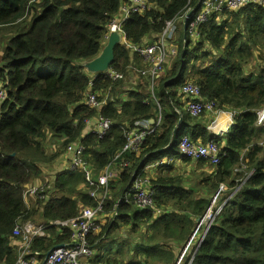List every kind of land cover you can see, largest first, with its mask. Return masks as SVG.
Instances as JSON below:
<instances>
[{"label": "trees", "instance_id": "obj_1", "mask_svg": "<svg viewBox=\"0 0 264 264\" xmlns=\"http://www.w3.org/2000/svg\"><path fill=\"white\" fill-rule=\"evenodd\" d=\"M147 2L150 10L123 24L129 46L155 41L166 22L197 11L200 0ZM122 5L123 0H0V83L6 91L0 104V264L16 261L11 241L17 222L48 224L97 208L83 173L67 168V147L76 143L96 177L111 165L117 171L99 213L101 227L88 237L97 252L92 264H175L222 185L219 213L181 264H264V129L256 126V111L264 106V5L213 15L199 26L194 45L182 30L177 55L153 93L148 80L134 72L143 69L142 58L123 43L114 48L110 69L124 79L100 77L89 84L84 64L104 48L107 26L119 18ZM187 81L218 112L234 113L222 136L207 130L208 114L194 118L178 108V88ZM91 92L105 99L97 109L83 105ZM159 112V126L139 150L115 160L126 143L124 131L140 120L155 122ZM99 117L111 123L101 139L87 129ZM184 135L203 144L215 138L225 154L217 165L193 161L194 172L205 163L211 168L200 171L196 183L176 171L175 161L156 166L150 185L162 214L139 210L133 193L127 194L133 177L166 158L191 162L178 154ZM50 138L55 152H47ZM62 158L66 167L47 178L45 168ZM120 160L128 165L119 168ZM33 182L44 184V199L23 197ZM48 231L51 238L31 244L39 259L68 242L67 232L57 237L54 229Z\"/></svg>", "mask_w": 264, "mask_h": 264}, {"label": "built area", "instance_id": "obj_2", "mask_svg": "<svg viewBox=\"0 0 264 264\" xmlns=\"http://www.w3.org/2000/svg\"><path fill=\"white\" fill-rule=\"evenodd\" d=\"M263 6L264 0H200L199 8L197 11L188 9L186 12L178 16L176 19L165 23L162 32L155 41H146L142 46L134 47L127 45L125 34L123 31V24L133 14H143L150 10L147 0H123L121 7V16L118 19H113L107 26V34L105 40L111 33L119 35L120 43L127 45L132 52L136 53L142 58L144 69H134V72L145 77L150 86L151 93H153V86L157 79L165 72L170 59L177 55L176 48L173 44L175 35L178 32V26L182 25L183 30L187 33L192 45L199 38V26L206 23L213 15L221 18L225 12L238 11L246 6ZM90 86L93 85L95 80L102 78H110L112 80L124 79L122 74H119L112 69H108L103 73L89 75ZM179 94L183 99V107L191 117H199L200 115L208 114L209 116L216 117L220 112L216 110L214 101L202 99L200 88L187 81L178 88ZM6 98V91L3 84L0 83V104ZM155 104L160 111V106L154 97ZM105 99L97 100L96 94L87 93L85 102L86 105L92 109H97L102 106ZM177 111V110H176ZM234 113H229V123H233ZM214 121L216 118L213 119ZM160 123V112L157 120L150 121H137L134 123L136 128H130L124 131L126 143L124 144L121 152L115 157V160L121 154L127 152H137L141 145L144 143L146 137L153 132L154 127H158ZM111 123L99 117L97 122L90 124L87 122V129L89 133L95 134L98 138H103L109 130ZM256 126L264 129V106L256 111ZM92 127V128H91ZM209 130V129H208ZM228 130V129H227ZM224 134V133H222ZM217 132L214 136H222ZM172 139V138H171ZM177 150L180 157L191 160H204L210 165H217L221 158L224 156V151L218 146L216 139L212 138L206 143L193 142L188 136L184 135L179 138ZM84 148L80 143H76L67 147L68 170L71 172L83 173L86 183L90 187L88 194L92 199L97 201V208H83L81 213L68 220H55L48 224L39 223L35 224L30 221L16 223L13 230V237L11 241L12 247L17 254L14 264H91L92 248L89 245L88 237L90 234L97 232L101 227V219L99 213L102 205L110 198V182L116 178V173L111 169L115 165L105 168L104 172L97 177L94 175L91 167L85 162L83 158ZM121 159V158H120ZM171 162V159H170ZM165 160L158 162L153 167L168 164ZM127 162L120 160L119 168L126 167ZM148 166L146 170L150 169ZM145 176V175H144ZM144 176L138 175L134 177L133 184L127 194L133 193L135 205L141 211H152L154 216L158 217L162 214L161 210L156 208L154 201V190L151 188L149 182L144 179ZM44 184H33L27 186L23 192V197L28 200L30 197L38 196L44 199L42 195ZM32 186V187H31ZM223 190V185L218 190V194ZM217 196L212 201V206L216 203ZM212 206L207 210L203 218H201L200 226L203 228V233L199 238L197 246L204 238L206 231L219 213L221 206H216L213 210ZM54 229L56 236H62L67 232L68 242L65 244L57 245L51 248L42 259H39L36 253L31 251V244L35 239L51 238L48 230ZM194 235L188 240L182 256L188 252L191 242L194 240Z\"/></svg>", "mask_w": 264, "mask_h": 264}, {"label": "rangeland", "instance_id": "obj_3", "mask_svg": "<svg viewBox=\"0 0 264 264\" xmlns=\"http://www.w3.org/2000/svg\"><path fill=\"white\" fill-rule=\"evenodd\" d=\"M178 26V32H177V34L175 35V37H174V40L176 41V43L175 44H173V47H175L176 48V51H178V44H179V41H181V32H182V30H183V26L182 25H177ZM192 43H194V42H192ZM2 46H3V44H2ZM193 47V46H192ZM174 59V58H173ZM172 58L170 59V63L166 66V68H165V70L167 69V67L169 68L170 66H171V63H172V60H173ZM141 68H143L144 69V66H143V64L141 63ZM87 72V71H86ZM88 73V72H87ZM142 81H144L145 82V80L144 79H142ZM148 86L150 87V89L149 90H151V86L148 84ZM154 90H155V87H156V83L154 84ZM210 124V123H209ZM209 124L207 125V126H209ZM92 127H93V125H92ZM91 127V128H92ZM209 131V130H208ZM211 132V131H210ZM51 141H53L51 138L50 139H48V148L46 147V149H47V152H49V150L50 149H53L54 150V152H55V150L57 149V146H52V144L50 143ZM56 142V141H55ZM170 159H172L173 161H175L176 162V159L175 158H166L165 159V162H170ZM66 161H65V158H62V159H60L59 161H58V163L57 162H55V163H53V164H50L49 166H47L46 168H45V173L44 174H46V176H47V178H50L51 177V175H53L52 173L53 172H56V171H58V170H61V169H63V168H65L66 167V163H65ZM57 163V164H56ZM180 165H179V167H176V171H178L180 174H184L186 177H184L185 179H187V180H189L190 182H193V183H196L200 178H201V176H198V174H199V172L200 171H203V172H206V173H208L210 170H211V168H209V167H207V165L208 164H206L205 163V165L202 167V169L200 170V169H198V171L199 172H194L193 170H197V169H195L194 167H193V164H194V162L193 161H191V162H183L182 160L180 161ZM56 165V166H55ZM166 165V164H165ZM55 167V168H54ZM113 171H114V173H116L117 171H116V166H113ZM151 172H152V169L151 170H149L148 172L147 171H144V173H145V176H144V179H146L148 182H149V179H150V174H151ZM54 176V175H53ZM192 177H193V179H192ZM52 178H54V177H52ZM191 179V180H190ZM44 180H46V177H45V175H44ZM33 184H39V183H36V182H33ZM33 184H30V185H33ZM30 185H28V186H30ZM32 187V186H31ZM216 195V194H215ZM215 195H214V197L211 199V202H210V205H209V207H208V209L210 208V206H212V201L214 200V198H215ZM37 198H38V196H37ZM222 198V196H220L219 197V199H221ZM36 199V196H34V197H30V198H28V200H31V201H34ZM218 204H219V201H217L213 206H212V208H213V210L215 209V207L216 206H218ZM207 209V210H208ZM35 219H38V216H36L35 217ZM201 219V218H200ZM101 220H104V217H102L101 218ZM200 226V223H196V227H195V229H194V231H193V234L192 235H194L193 236V238H194V240L191 242V245H190V247L187 249L188 250V252L185 254V255H189V253H190V251L192 250V248H193V246L199 241V238L201 237V235H202V233H203V228L202 227H199ZM124 231L125 230H127V228H124L123 229ZM119 232H123V231H121V230H119V231H117L116 232V236L117 235H119L118 233ZM104 245V244H103ZM186 246V245H185ZM185 248V247H184ZM184 248H183V250H184ZM183 250L180 252V254H179V256H178V259H177V261H176V263L175 264H181V262H182V259H183V257L185 256H182V253H183ZM102 253H104L103 252V250L101 251ZM97 252H96V250L94 251V250H92V257L94 256V254H96Z\"/></svg>", "mask_w": 264, "mask_h": 264}, {"label": "water", "instance_id": "obj_4", "mask_svg": "<svg viewBox=\"0 0 264 264\" xmlns=\"http://www.w3.org/2000/svg\"><path fill=\"white\" fill-rule=\"evenodd\" d=\"M120 44L119 35L117 33H111L108 36L107 43L100 52V54L93 60L84 64V69L90 74L103 73L110 68L114 61V48ZM132 55H130L131 58ZM180 123V122H179ZM13 156V155H12ZM134 179V177H133ZM218 194V192H217ZM215 195V197L217 196ZM202 219H198L197 223H200ZM61 247V245H60Z\"/></svg>", "mask_w": 264, "mask_h": 264}, {"label": "crops", "instance_id": "obj_5", "mask_svg": "<svg viewBox=\"0 0 264 264\" xmlns=\"http://www.w3.org/2000/svg\"><path fill=\"white\" fill-rule=\"evenodd\" d=\"M120 16H121V12L119 13V17ZM106 43H107V40L105 41V45H106ZM179 104H180V106L178 108H180L181 110H183L184 109V107L182 105L183 104V99H182V103H181V99H180ZM229 113L230 112H220L216 117H214L213 115L210 116V117H208V115H207L206 116V120L208 121V123L210 122L209 126H207V130L209 129V131H211V133H213V134H216L217 132H219V134L220 133L221 134L222 133H225L227 131V129H229V127L231 126V123H229V115H228ZM214 118H216L215 121L213 120ZM197 142L199 143L200 141L197 140ZM171 161H173V160L171 159ZM180 161L181 160L176 161L174 163V167H179V165L181 164ZM155 167H151L152 171H153V168H155ZM151 169H149V170H151Z\"/></svg>", "mask_w": 264, "mask_h": 264}, {"label": "bare ground", "instance_id": "obj_6", "mask_svg": "<svg viewBox=\"0 0 264 264\" xmlns=\"http://www.w3.org/2000/svg\"><path fill=\"white\" fill-rule=\"evenodd\" d=\"M234 13V12H233ZM181 47V46H180ZM179 50H180V48H179ZM173 69V68H172ZM162 93V92H161ZM229 115V114H228Z\"/></svg>", "mask_w": 264, "mask_h": 264}]
</instances>
